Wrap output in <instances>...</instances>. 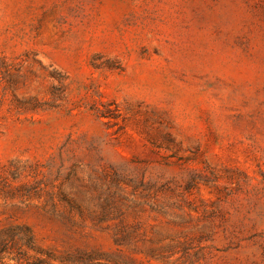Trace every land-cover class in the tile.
Segmentation results:
<instances>
[{"label":"rangeland","instance_id":"rangeland-1","mask_svg":"<svg viewBox=\"0 0 264 264\" xmlns=\"http://www.w3.org/2000/svg\"><path fill=\"white\" fill-rule=\"evenodd\" d=\"M0 264H264V0H0Z\"/></svg>","mask_w":264,"mask_h":264}]
</instances>
